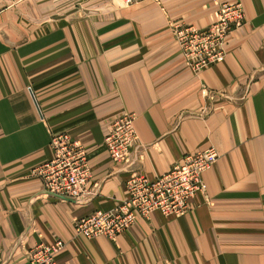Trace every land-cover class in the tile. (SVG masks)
<instances>
[{
    "label": "crops",
    "instance_id": "1",
    "mask_svg": "<svg viewBox=\"0 0 264 264\" xmlns=\"http://www.w3.org/2000/svg\"><path fill=\"white\" fill-rule=\"evenodd\" d=\"M0 0V264H26L61 240L56 264H264V0ZM244 22L197 70L173 21L206 29L225 3ZM134 113L138 144L114 162L104 138ZM88 151L86 195L44 192L34 168L51 135ZM213 147L205 196L180 217L153 213L114 240L73 223L127 197L133 174L154 179L186 153Z\"/></svg>",
    "mask_w": 264,
    "mask_h": 264
},
{
    "label": "built area",
    "instance_id": "2",
    "mask_svg": "<svg viewBox=\"0 0 264 264\" xmlns=\"http://www.w3.org/2000/svg\"><path fill=\"white\" fill-rule=\"evenodd\" d=\"M244 20L241 3H225L208 28L175 24L173 30L185 60L199 70L223 55L226 38ZM135 118L134 113L120 116L106 133L104 142L112 161H130L138 144ZM50 146L52 158L35 167L34 175L47 194L64 201L79 200L86 195L91 181L86 147L66 132L52 134ZM217 157L216 149L209 147L186 153L169 171L154 179L143 174L131 175L125 183L126 199L113 209L96 210L76 220L75 231L87 238L103 236L114 240L132 226L138 216L149 217L156 212L166 217L183 216L189 210L191 199L198 195L206 197L203 174ZM63 246L61 240L40 243L27 252L26 264H56V256Z\"/></svg>",
    "mask_w": 264,
    "mask_h": 264
},
{
    "label": "rangeland",
    "instance_id": "3",
    "mask_svg": "<svg viewBox=\"0 0 264 264\" xmlns=\"http://www.w3.org/2000/svg\"><path fill=\"white\" fill-rule=\"evenodd\" d=\"M123 1V4L125 5L126 3H125V1H127V0H122ZM133 1H136V0H131V2H133ZM109 2V0H106V4H110V3H108ZM116 2H117V0H116ZM131 2L129 3V4H131ZM128 4V3H127ZM126 4V5H127ZM175 24H182L181 22H179V21H173V24H172V29H171V32H172V34H173V37H174V39H175V41H176V43H177V46L179 47V43H178V41H177V38H176V34H175V32H174V30H173V28H174V25ZM184 25H186V24H184ZM180 48V47H179ZM182 51V50H181ZM223 52H224V45H223ZM182 54H183V52H182ZM185 58V57H184Z\"/></svg>",
    "mask_w": 264,
    "mask_h": 264
}]
</instances>
